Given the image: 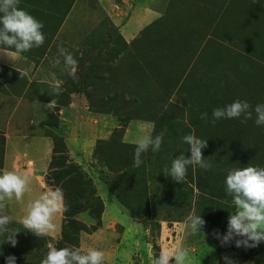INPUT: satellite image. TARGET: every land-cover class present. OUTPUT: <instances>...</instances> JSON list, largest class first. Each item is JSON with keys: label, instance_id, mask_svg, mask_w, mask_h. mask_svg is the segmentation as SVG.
Instances as JSON below:
<instances>
[{"label": "rangeland", "instance_id": "374dc122", "mask_svg": "<svg viewBox=\"0 0 264 264\" xmlns=\"http://www.w3.org/2000/svg\"><path fill=\"white\" fill-rule=\"evenodd\" d=\"M100 1L20 0L19 7L43 23L45 41L19 54L16 69L0 66V173L31 176L22 201L2 202L8 228L20 233L15 247L0 237V264L9 255L16 264H41L49 245L101 250L104 264H151L173 246L188 249L193 264H225L221 251L239 264H264V242L237 248L216 235L237 211L226 193L227 171L264 167V126L256 125L254 112L264 104V0ZM144 10L150 21L130 27ZM60 46L78 61V80L59 57ZM37 80L45 82L37 86ZM237 99L252 105L251 119L211 123L213 109ZM51 100L57 103L49 109ZM160 133V150L149 148L137 166V145L130 142ZM186 134L207 141L202 154L212 167L189 166L180 183L163 170L180 154L190 157ZM28 141L37 153L24 152ZM61 172L66 177L54 180ZM68 178L82 189L74 192ZM56 187L75 213L66 220L67 211L57 214V231L38 238L21 221L31 201ZM146 200L149 216L130 213ZM192 213L206 221V236L187 228ZM69 220L80 229L76 234L66 228Z\"/></svg>", "mask_w": 264, "mask_h": 264}, {"label": "clouds", "instance_id": "9594fccd", "mask_svg": "<svg viewBox=\"0 0 264 264\" xmlns=\"http://www.w3.org/2000/svg\"><path fill=\"white\" fill-rule=\"evenodd\" d=\"M20 0H0V46H6L15 50L16 54H22L33 47H40L45 41L42 32L43 23L19 7ZM59 57H63L65 66L69 69L68 74L73 80H78V61L64 47L58 48ZM56 59L59 64L60 58ZM54 90L57 94L61 92V82L57 81ZM91 87L89 91H91ZM56 101L51 100L45 107L52 109ZM257 126H264V104H257L254 108ZM253 108L246 100H235L224 107L213 109L211 123L215 124L220 119L241 118V123H246L252 118ZM201 119L208 120V114L202 113ZM163 133L155 135H144L136 141L134 163L138 166L143 153L149 148L158 152L163 142ZM183 142L189 145L191 155L184 154L176 156L171 167L165 168L163 174L171 177L173 181L182 183L189 166H198L209 170L212 165L205 159L202 149L207 147V141L193 134H186ZM31 176L29 173H19L15 170H6L0 173V237L4 243L15 247L18 243L16 237L20 233L18 229H9L11 217L4 213L3 208L6 199L13 196L17 201H22L24 194L30 192ZM226 193L232 197L237 211L230 212L227 230L217 238L222 245L235 241L237 248H255L264 242V167L249 165L243 168H232L227 171ZM68 210L64 192L61 188H49L27 205L26 215L21 223L27 231L36 237L46 236L57 231L54 218L57 214ZM206 221L201 215L190 214L186 218L187 228L192 234L205 233L201 231ZM105 254L101 250L88 248L86 251L80 247L56 248L49 245L46 258L41 264H104ZM225 264H234L229 257H224ZM193 264L188 249L182 246L162 248L157 257L152 258L151 264ZM6 264H16V257L9 255Z\"/></svg>", "mask_w": 264, "mask_h": 264}, {"label": "crops", "instance_id": "0c3cea01", "mask_svg": "<svg viewBox=\"0 0 264 264\" xmlns=\"http://www.w3.org/2000/svg\"><path fill=\"white\" fill-rule=\"evenodd\" d=\"M110 0H101L100 1V3H102V4H104V3H108ZM138 1V0H137ZM140 1H142V0H139V2ZM97 2H98V0H97ZM139 4V3H138ZM144 12V13H143ZM141 17H140V21L141 22H139V23H137V22H135V21H132V22H130V27H132V26H134V27H137L139 24H143V25H146L149 21H150V19L152 18V16H150L147 12H145V10L144 11H142L141 13ZM143 14H145V15H143ZM151 17V18H150ZM131 19V18H130ZM7 59H9V61L7 60ZM23 59V56L21 57L20 55H17L16 54V52H12V51H8V50H3V49H0V66H4V67H8V68H10V69H16L13 65L15 64V62L16 63H18L20 60H22ZM8 64L9 65H12V66H8ZM29 68V67H28ZM45 81H41V80H37V83H36V85L37 84H41V83H44ZM38 86V85H37ZM21 99V98H20ZM4 101H7L6 103H9L8 102V100H4ZM27 102V101H26ZM1 104H3V102H0ZM11 103H13V102H11ZM15 103V102H14ZM13 110L11 111V113L14 111V109L15 108H17L18 107V104H13ZM28 106L29 105H27L26 103L24 104V109H28ZM21 107V106H20ZM42 107V106H41ZM1 108V107H0ZM15 112H16V110H15ZM11 113H10V116H9V119L10 120H12L13 119V117L11 116ZM13 114V113H12ZM15 114V113H14ZM1 120V119H0ZM9 120V121H10ZM127 133H126V136L128 137V132H129V130H127L126 131ZM129 138H132V139H135V138H139V136H138V134L136 135V136H133V134H132V136H130L129 135ZM24 139V138H23ZM27 139H29V138H27ZM33 140V138H31V141ZM31 141H28V143L30 142V144L28 145V146H26V149H28V150H25L24 149V147H22V149H24V152H26V151H34V152H36V149H35V147H34V145H33V143L31 142ZM130 143H136V142H130ZM40 146L41 145H39V149H40ZM37 153V152H36ZM28 157V156H27ZM28 158H30V157H28ZM225 250L227 249V247H225L224 248ZM222 252V255H219L218 256V260H221V259H223L224 260V255H227L224 251H221ZM224 254V255H223ZM250 259H247V261H246V263H244V264H248L247 262H250L249 261ZM219 262H221V261H219ZM234 262H237V264H239V262H241V261H237V260H235ZM242 263V262H241ZM254 263V262H253ZM221 264V263H220ZM261 264V263H260Z\"/></svg>", "mask_w": 264, "mask_h": 264}, {"label": "trees", "instance_id": "16d2710c", "mask_svg": "<svg viewBox=\"0 0 264 264\" xmlns=\"http://www.w3.org/2000/svg\"><path fill=\"white\" fill-rule=\"evenodd\" d=\"M164 67H168V65H165ZM134 79H136V78H134ZM139 83V82H138ZM51 136V135H50ZM53 137V136H52ZM53 158V157H52ZM57 166L60 168V163H58L57 164ZM66 177V173L65 172H61V173H59V174H55V179L54 180H61V179H64ZM70 179H72L73 181L70 183V184H68L69 186H73L74 187V189H73V191L74 192H76V191H80L81 189H82V187H83V183H80V182H78L76 179H73V178H68L67 180H65L64 182L65 183H67ZM160 179H162V175H160ZM85 184H87V183H85ZM167 185V184H166ZM125 189H126V187H125ZM124 189V190H125ZM130 189V188H129ZM129 189L126 191V192H129ZM165 196H166V194H165ZM117 197H119V195H117ZM165 199V198H164ZM118 201L119 202H121L122 204L124 203L123 202V200L122 199H118ZM99 203V202H98ZM125 206V205H124ZM150 208H151V206L150 205H148L147 204V200L145 201V204L142 206V205H140V208H138V211H133V210H130V213L132 214V215H137V212L140 214V217L139 218H141V217H147V216H149V214H150ZM75 213V210L73 211V214ZM71 214H72V211H67L66 213H64V219L66 220L67 218H69V216H71ZM72 214V215H73ZM98 218V217H97ZM97 220V219H96ZM68 223H67V226H66V228L67 229H69L71 232H72V234H76V232H78V230H80L79 228H77V227H75V225H74V222H72V220H69V221H67Z\"/></svg>", "mask_w": 264, "mask_h": 264}]
</instances>
